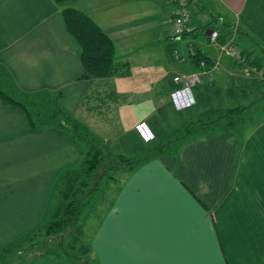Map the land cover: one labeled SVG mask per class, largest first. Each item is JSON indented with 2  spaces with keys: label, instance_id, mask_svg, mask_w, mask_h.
<instances>
[{
  "label": "crops",
  "instance_id": "obj_1",
  "mask_svg": "<svg viewBox=\"0 0 264 264\" xmlns=\"http://www.w3.org/2000/svg\"><path fill=\"white\" fill-rule=\"evenodd\" d=\"M200 1L187 0L192 19L175 39L166 19L174 0H68L63 7L90 17L114 42L117 63L130 66L127 77L82 79L62 6L0 0V69L20 90L57 98L112 153L144 155L151 143L137 133L141 123L160 139L204 115H220L226 99L231 109L244 107L243 115L256 101L264 111V75L253 68L264 70V0H207L213 13L203 12ZM236 26V45L255 59L253 67L219 57L218 70L193 88L196 105L174 110L173 78L195 71L201 57L212 66L218 53L208 36L221 37L228 27L229 40ZM83 153L69 133L31 130L23 112L0 99V249L45 222L62 175ZM117 171L126 178L93 218L98 264H264V121L173 142L134 169Z\"/></svg>",
  "mask_w": 264,
  "mask_h": 264
},
{
  "label": "trees",
  "instance_id": "obj_2",
  "mask_svg": "<svg viewBox=\"0 0 264 264\" xmlns=\"http://www.w3.org/2000/svg\"><path fill=\"white\" fill-rule=\"evenodd\" d=\"M67 1L54 0L58 6H62L61 16L65 28L78 46L83 69L81 78L108 79L115 76H129V64L117 63L115 59L116 48L114 42L90 17L76 9L63 7ZM211 25L212 22L207 24L205 29ZM224 32L222 31L223 35L218 37L221 43L227 40L230 29L226 27ZM198 57L195 55V58ZM246 60L248 61V65L246 66L252 68L255 64V59L249 60V58H246ZM202 61L205 62L207 68H211V65L207 62V58L201 57V59L197 60V68L193 72L198 71L199 63ZM253 68L256 69L257 73H261L262 76L264 75L262 66L260 68L258 66ZM0 99L21 110L31 130L53 128L65 131L84 147V153L76 166L68 169L62 175L58 184L55 203L50 208L45 222L23 239L1 248L0 254L2 255L18 252V249L23 247L25 243L35 239H41L39 247L42 246V249H44V247L55 240H60L61 235L66 234L68 236L75 233L81 236L82 227L78 223L82 210L90 201L92 194L99 190L103 181L114 182L108 176L111 171L132 170L149 160L152 153L164 149L173 142L185 140L200 135L203 132L234 129L236 124H240V122L235 121V115H240L239 117L242 119L241 116L244 112V108H236L226 110L216 118L213 116L202 117L194 123L186 124L181 129L184 132L181 135L176 131L160 139H157L154 135V138L148 142L149 144L151 143L152 148L143 156L130 160L123 155L112 153L104 142L100 141L84 125L63 112L59 107L57 98L43 91L26 93L20 90L3 69H0ZM170 103L173 106L171 101ZM195 105L196 100L195 104L191 107L181 110H177L174 106L173 108L177 112H183ZM178 132L181 131L178 130ZM153 143L154 146H152ZM78 229L79 232H77Z\"/></svg>",
  "mask_w": 264,
  "mask_h": 264
},
{
  "label": "rangeland",
  "instance_id": "obj_3",
  "mask_svg": "<svg viewBox=\"0 0 264 264\" xmlns=\"http://www.w3.org/2000/svg\"><path fill=\"white\" fill-rule=\"evenodd\" d=\"M200 5L204 9L203 12L209 13V10L211 11L210 9L212 7L211 2L207 0H201ZM166 8L168 7H163V11H166ZM211 13H213V11H211ZM172 14L173 12L171 13V15L169 14L166 19L171 17ZM163 16L164 14L162 13V18ZM214 33L218 34V32L216 31ZM151 47L152 45L150 46V48ZM155 69L159 71L160 69H163V66L159 64L157 67H155ZM157 81H158L157 84V89H158L160 82L163 81L160 76H158ZM148 99L150 98H146L144 101L147 102ZM125 101L128 102L129 98H126ZM226 105L228 107L226 108L222 107V110H224L222 112L231 109L233 106V102L230 99H226ZM260 105H261V101L254 102L252 104V107H250V109L247 111V113L241 116L242 119L239 117L240 115H235V121L240 122V124L239 123L236 124L234 129L235 130L238 129L239 126L246 120L251 119L254 124H258L264 121V111L260 109ZM240 108H244V107H240ZM217 110L219 109L218 108L213 109V111H217ZM210 116L216 118L219 116V114L218 113H215L214 115L208 114V115H204L203 117H210ZM125 127H127V125H125ZM180 131L181 132H177V133L180 135L184 133L183 130ZM238 132L240 133L241 130ZM132 143H136V141H132ZM152 146H154V143ZM149 148H151V146H149L148 149ZM122 150L123 151H119V152H121L123 156H125L130 160L143 156L141 154L138 155L137 153L138 151L136 149L134 153L131 152L128 153V151H126L125 149ZM108 176L111 177V179L115 183L114 184L109 183L107 180L103 181L99 187V190L94 194H92L90 201L88 202L87 205H85V207L82 210V214L78 223V225L82 227L81 236L80 234L76 235L75 233L72 235H68L64 239L55 240L54 242L44 247V249H42V246L39 247V245H41V239L40 240L35 239L29 241L25 243L23 247L19 248L18 252H14L8 255L0 254V264H98L95 261L94 253L91 250L92 248L91 239L94 235V230L96 226L95 221H93V218L95 216L101 215L103 209L107 208L106 203L111 201L112 197L115 195L116 187L126 178L127 174H125L122 171L113 170L109 173ZM77 232H79V229L77 230ZM33 245L35 246L33 247Z\"/></svg>",
  "mask_w": 264,
  "mask_h": 264
},
{
  "label": "built area",
  "instance_id": "obj_4",
  "mask_svg": "<svg viewBox=\"0 0 264 264\" xmlns=\"http://www.w3.org/2000/svg\"><path fill=\"white\" fill-rule=\"evenodd\" d=\"M174 2H176L177 7L169 20L172 23V36L175 39H178L186 29L187 25L191 22L192 15L188 9L187 0H174ZM237 32L238 27L236 26L232 30V37L223 43L218 40L219 36L217 33L210 34L208 36L209 44L213 46L218 53V58L211 68H207L205 62L202 61L199 63L198 71L186 75H177L173 78V83L177 86V89L170 94V101L177 110L185 109L195 104L192 91L193 88L202 83L205 77H208L212 72L218 70L219 57L224 56L232 58L243 66L248 65V61L241 54L240 49L234 40ZM175 56L177 58V55ZM246 73L247 75L251 74L249 68ZM136 131L145 142H150L154 138V134L144 123L137 125Z\"/></svg>",
  "mask_w": 264,
  "mask_h": 264
},
{
  "label": "water",
  "instance_id": "obj_5",
  "mask_svg": "<svg viewBox=\"0 0 264 264\" xmlns=\"http://www.w3.org/2000/svg\"><path fill=\"white\" fill-rule=\"evenodd\" d=\"M71 231H72V230H71ZM71 231H70V232H71ZM65 236H66V234H65V235H61L60 238L63 239Z\"/></svg>",
  "mask_w": 264,
  "mask_h": 264
}]
</instances>
